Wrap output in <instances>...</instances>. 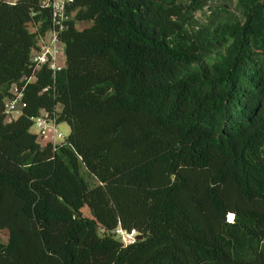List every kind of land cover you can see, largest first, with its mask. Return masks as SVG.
Instances as JSON below:
<instances>
[{
    "label": "trees",
    "instance_id": "trees-1",
    "mask_svg": "<svg viewBox=\"0 0 264 264\" xmlns=\"http://www.w3.org/2000/svg\"><path fill=\"white\" fill-rule=\"evenodd\" d=\"M72 9L53 76L30 59L47 8L0 0V264H264V0ZM42 110L64 141L30 130Z\"/></svg>",
    "mask_w": 264,
    "mask_h": 264
},
{
    "label": "built area",
    "instance_id": "built-area-1",
    "mask_svg": "<svg viewBox=\"0 0 264 264\" xmlns=\"http://www.w3.org/2000/svg\"><path fill=\"white\" fill-rule=\"evenodd\" d=\"M13 2L15 0H7ZM41 6L47 8L49 12L48 26L43 31L37 32L36 43L30 53V59L33 62L35 68H42L45 66L50 69L54 76L56 71L60 70L65 64L58 62V53L61 46L65 47V42L62 38V32L68 27L69 20L73 17L74 10L72 4L74 0H40ZM32 31L36 30V27L31 28ZM66 61V55H65ZM33 76L26 78L29 81ZM48 89V86H44L42 90ZM12 94L5 99L4 102V114L7 119H11L12 112L22 110V107L26 104L23 99V87L17 85L12 86ZM56 119L54 115H50L46 110H42L38 115L32 119V125L35 127V133L45 135L50 128L53 130V134L50 137V141L56 144V136L63 137V133L56 127ZM116 235L120 236L124 242H129L135 239L136 231L126 230L120 226L113 229Z\"/></svg>",
    "mask_w": 264,
    "mask_h": 264
},
{
    "label": "rangeland",
    "instance_id": "rangeland-1",
    "mask_svg": "<svg viewBox=\"0 0 264 264\" xmlns=\"http://www.w3.org/2000/svg\"><path fill=\"white\" fill-rule=\"evenodd\" d=\"M90 23H91L90 20H78V21H76V27L80 29L84 26L89 25ZM65 55H66L65 47L61 46L60 51L58 53V62L59 63L65 64V62H66L65 61ZM18 114H19L18 111L12 112L13 117L17 116ZM56 127L58 128L59 131H61L63 133V137L56 136V138H55V142L60 143V142L65 140L66 136L69 133L70 128H69V125L66 121H58L56 123ZM30 130L35 132V127L33 125H31ZM52 134H53V130H52V128H50L45 135H42V136L40 135L39 140L41 142L49 140L50 137L52 136ZM78 170H79L80 175L83 177V179L87 182V184L89 186L95 185L98 182L96 177L90 171H88V169L86 168V166L84 165V163L82 161H79ZM80 209H81L82 214L87 215V216L92 215L91 211H90V209L86 203H84ZM228 217L231 219L232 215H228ZM7 237H8V229L7 228H0V240L6 241Z\"/></svg>",
    "mask_w": 264,
    "mask_h": 264
},
{
    "label": "water",
    "instance_id": "water-1",
    "mask_svg": "<svg viewBox=\"0 0 264 264\" xmlns=\"http://www.w3.org/2000/svg\"><path fill=\"white\" fill-rule=\"evenodd\" d=\"M142 237V234L140 233V232H137L136 234H135V239L136 238H141Z\"/></svg>",
    "mask_w": 264,
    "mask_h": 264
}]
</instances>
